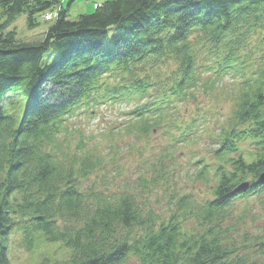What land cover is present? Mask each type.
I'll list each match as a JSON object with an SVG mask.
<instances>
[{
  "label": "trees",
  "instance_id": "1",
  "mask_svg": "<svg viewBox=\"0 0 264 264\" xmlns=\"http://www.w3.org/2000/svg\"><path fill=\"white\" fill-rule=\"evenodd\" d=\"M55 8L41 40L9 30L21 14L32 29ZM227 75L235 104L205 133L213 161L191 163L193 179L213 171L208 196H170L160 216L148 180L96 182L103 156L73 118L133 101L125 131L168 138L156 156L163 171L165 153L206 125L195 91L209 94ZM186 99L205 114L186 117ZM263 173L264 0H104L75 19L61 0H0V264H12L14 235L26 251L41 239L65 248L66 259L37 264H264V234L237 235L233 220L237 203L255 202V223L264 222Z\"/></svg>",
  "mask_w": 264,
  "mask_h": 264
},
{
  "label": "rangeland",
  "instance_id": "2",
  "mask_svg": "<svg viewBox=\"0 0 264 264\" xmlns=\"http://www.w3.org/2000/svg\"><path fill=\"white\" fill-rule=\"evenodd\" d=\"M102 1L104 0H72L71 2L70 0H61L63 6L67 8L70 19H75L80 13L91 12L92 8L99 6ZM45 14L43 13L38 19L40 25L32 29L26 24L25 14H21L11 23L9 30L13 29L15 31V36L20 42L41 40L48 25L46 22L53 21L47 19ZM171 68L173 67L171 66ZM223 80L209 94L195 91V101L198 100L209 108L206 125L201 128L202 131L197 134L195 140L193 139L187 143V146L179 144L171 153H165L167 158L164 159L163 171L157 164L156 156H161L159 150L168 144V138L163 136L157 129H154L148 136L131 135L125 131L123 125L128 121L125 111L133 106V101L129 104L125 102L101 104L96 109L98 111L95 115L89 117L79 115V117L73 118L71 127L82 129L87 139V146H96L95 149L103 156L102 168L97 169L98 176L101 178L96 180L97 174L93 173L90 180L95 179L99 185L102 181L106 182L112 189L120 186L124 177L135 181V177L140 176L148 180L149 205L160 216H168L170 213V208L173 205L172 202L171 205L169 203L170 196L175 195L174 197H176L180 194L191 193L199 200L200 197L208 196L209 188L207 187L210 182H213V171L208 172V181L193 179L198 167L191 163L198 158H202V156L205 161H213L209 152L216 145L212 140L213 137L205 133L210 129H217L220 119L227 117L234 108L235 101L232 100V97H235L234 78L227 75ZM190 101L192 100L186 99L182 107L186 117L194 114L195 110L200 114L204 113L202 109L197 110V105H193ZM242 146L247 147V143L242 144ZM113 155V159H110ZM189 173H191L192 179L188 178ZM137 191H140V189ZM234 208L233 220L238 222L237 228L240 230L237 235H240V232L244 230H249L253 234L259 232L264 234V222L261 221L258 225V223H255L256 218H254L256 212L260 213L262 210L259 205L254 202L245 207L240 202ZM249 208L253 210L247 211ZM195 222L196 220L190 219L185 225L190 227ZM40 241V245L35 250L26 251L22 242L18 239V235L11 236L8 245L11 263L37 264L45 255H49L50 258L56 257L59 260L66 259V250L58 243L47 244L42 239ZM126 264H137V262L134 258H130Z\"/></svg>",
  "mask_w": 264,
  "mask_h": 264
},
{
  "label": "built area",
  "instance_id": "3",
  "mask_svg": "<svg viewBox=\"0 0 264 264\" xmlns=\"http://www.w3.org/2000/svg\"><path fill=\"white\" fill-rule=\"evenodd\" d=\"M46 14H45V16H46V18L47 19H53V18H55L56 16H57V14H58V12H57V10H53V11H50V12H45ZM48 13V14H47Z\"/></svg>",
  "mask_w": 264,
  "mask_h": 264
},
{
  "label": "water",
  "instance_id": "4",
  "mask_svg": "<svg viewBox=\"0 0 264 264\" xmlns=\"http://www.w3.org/2000/svg\"><path fill=\"white\" fill-rule=\"evenodd\" d=\"M263 180H264V173H263V175L260 177V179L258 180L259 182H263ZM242 186H245L244 184H242Z\"/></svg>",
  "mask_w": 264,
  "mask_h": 264
}]
</instances>
